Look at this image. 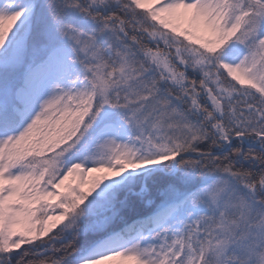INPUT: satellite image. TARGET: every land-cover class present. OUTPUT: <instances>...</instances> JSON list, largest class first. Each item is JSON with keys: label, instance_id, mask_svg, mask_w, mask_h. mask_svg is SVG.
Returning <instances> with one entry per match:
<instances>
[{"label": "snow or ice", "instance_id": "6c2138e0", "mask_svg": "<svg viewBox=\"0 0 264 264\" xmlns=\"http://www.w3.org/2000/svg\"><path fill=\"white\" fill-rule=\"evenodd\" d=\"M264 264V0H0V264Z\"/></svg>", "mask_w": 264, "mask_h": 264}, {"label": "rangeland", "instance_id": "374dc122", "mask_svg": "<svg viewBox=\"0 0 264 264\" xmlns=\"http://www.w3.org/2000/svg\"><path fill=\"white\" fill-rule=\"evenodd\" d=\"M107 264H120V262L118 260H114L107 262Z\"/></svg>", "mask_w": 264, "mask_h": 264}]
</instances>
